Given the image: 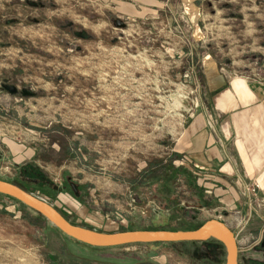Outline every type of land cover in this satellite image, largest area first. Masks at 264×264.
<instances>
[{
	"label": "rangeland",
	"instance_id": "374dc122",
	"mask_svg": "<svg viewBox=\"0 0 264 264\" xmlns=\"http://www.w3.org/2000/svg\"><path fill=\"white\" fill-rule=\"evenodd\" d=\"M235 1H220L229 7L217 15L209 8L192 29L173 0L154 12L133 0H0V179L101 232L188 230L221 218L237 242V264H264V207L237 229L234 211L218 218L195 207L175 171L185 160L175 140L204 90V56L216 77L264 80V0ZM221 15L236 19L219 23ZM3 82L33 94H10ZM164 188L185 219H175ZM151 245L81 243L0 194V264H159L142 256ZM153 245L162 264L225 262L213 240Z\"/></svg>",
	"mask_w": 264,
	"mask_h": 264
},
{
	"label": "crops",
	"instance_id": "0c3cea01",
	"mask_svg": "<svg viewBox=\"0 0 264 264\" xmlns=\"http://www.w3.org/2000/svg\"><path fill=\"white\" fill-rule=\"evenodd\" d=\"M133 1L143 11L154 12L156 7L162 5V0ZM165 1L169 3V0ZM207 1L202 5L198 0H173L174 7L182 9L180 20L192 29L209 8L211 11L216 10L217 15L218 12L221 13L218 8L229 7L227 4L225 7L223 4L218 5L222 0ZM250 16L248 14L246 17V34L255 44L257 36L254 34L255 27L252 26L255 19H250ZM215 18L219 23L236 19L233 15ZM236 36L237 32L235 52L243 53L246 50L240 48L239 37ZM204 60V90L198 97L196 110L190 115L174 143L173 150L183 154L185 158L183 163L175 166V171L181 172L190 186L195 207L213 211L218 218L228 210L250 215L245 186L251 182L257 183L258 194L264 197V80H247L238 75L229 80L216 77L213 75L215 64L211 57L206 55ZM132 195L129 194L130 197ZM160 195L167 200L177 221L184 218V212L175 207L170 190L164 188ZM194 219L196 217L192 216V220ZM218 220L228 226L223 219ZM156 258L157 263L162 264L160 252Z\"/></svg>",
	"mask_w": 264,
	"mask_h": 264
},
{
	"label": "water",
	"instance_id": "95a60500",
	"mask_svg": "<svg viewBox=\"0 0 264 264\" xmlns=\"http://www.w3.org/2000/svg\"><path fill=\"white\" fill-rule=\"evenodd\" d=\"M119 27L123 23L117 22ZM9 93H14L13 85H2ZM23 95H30L31 91L22 90ZM0 194L10 196L26 205L36 213L45 217L63 234L81 243L94 247H114L131 243L152 244L142 256L150 258L157 256L154 243L203 242L210 238L222 244L225 250L224 264H237V242L233 232L226 224L218 219L205 220L201 225L188 230L138 229L116 232H101L70 223L52 205L26 192L17 185L0 179Z\"/></svg>",
	"mask_w": 264,
	"mask_h": 264
},
{
	"label": "built area",
	"instance_id": "2783aa9c",
	"mask_svg": "<svg viewBox=\"0 0 264 264\" xmlns=\"http://www.w3.org/2000/svg\"><path fill=\"white\" fill-rule=\"evenodd\" d=\"M258 189L259 187L255 182H251L245 186L244 190L250 205V209L264 207V197L258 194ZM234 214L233 222L235 224V228L237 229L244 227V224H246L250 218L249 214H241L239 211H235Z\"/></svg>",
	"mask_w": 264,
	"mask_h": 264
},
{
	"label": "trees",
	"instance_id": "16d2710c",
	"mask_svg": "<svg viewBox=\"0 0 264 264\" xmlns=\"http://www.w3.org/2000/svg\"><path fill=\"white\" fill-rule=\"evenodd\" d=\"M8 182H10V183H13V184H15V185H17L18 187H20L21 189H23V190H25L26 192H28V193H31L26 187H23V186H21V185H19V184H17V183H14V182H12V181H8ZM32 195H34L33 193H31ZM3 195V194H2ZM5 196H7V195H5ZM34 196H37V195H34ZM7 197H10V196H7ZM10 198H12V197H10ZM12 199H14V198H12ZM14 200H16V199H14ZM17 202H19L18 200H16ZM19 203H21V202H19ZM22 204V203H21ZM22 205H24V204H22ZM24 206H26V205H24ZM65 219H67L68 220V218L65 216V214L62 212V211H60L58 208H55ZM41 216V215H40ZM41 219H43V220H46V218L45 217H43V216H41ZM69 221V220H68ZM70 223H72L71 221H69ZM204 222V221H203ZM203 222H201V223H198V224H196V226H194V228H196V227H198L199 225H201ZM72 224H74V223H72ZM75 225H77V224H75ZM79 226H81V225H79ZM82 227H85V226H82ZM87 228V227H86ZM193 228V229H194ZM120 231H123V230H120ZM214 241V243H219V244H221L220 242H218L217 240H215V239H212V238H210V239H208V240H206V241ZM222 245V244H221Z\"/></svg>",
	"mask_w": 264,
	"mask_h": 264
},
{
	"label": "flooded vegetation",
	"instance_id": "af4514ba",
	"mask_svg": "<svg viewBox=\"0 0 264 264\" xmlns=\"http://www.w3.org/2000/svg\"><path fill=\"white\" fill-rule=\"evenodd\" d=\"M2 85H13V86H15L14 84H12V83H7V82H3V84ZM1 85V87H2V89H4L5 91H7L8 93H9V91L6 89V88H4L3 86ZM16 87V86H15ZM23 89H25V88H22L20 91L17 89V87H16V91L14 92V93H10V94H16V93H18V92H20L21 94H22V90ZM25 91H29L28 89H25ZM33 93L31 92V94L30 95H28V96H31ZM23 95V94H22ZM264 245V240H263V242H262V246Z\"/></svg>",
	"mask_w": 264,
	"mask_h": 264
}]
</instances>
